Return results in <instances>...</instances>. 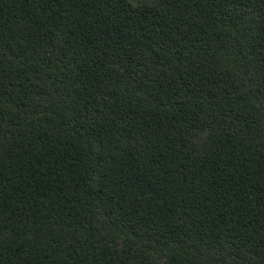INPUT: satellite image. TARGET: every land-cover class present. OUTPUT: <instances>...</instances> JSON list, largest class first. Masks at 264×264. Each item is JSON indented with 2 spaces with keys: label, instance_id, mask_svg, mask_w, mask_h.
<instances>
[{
  "label": "trees",
  "instance_id": "16d2710c",
  "mask_svg": "<svg viewBox=\"0 0 264 264\" xmlns=\"http://www.w3.org/2000/svg\"><path fill=\"white\" fill-rule=\"evenodd\" d=\"M0 264H264V0H0Z\"/></svg>",
  "mask_w": 264,
  "mask_h": 264
}]
</instances>
